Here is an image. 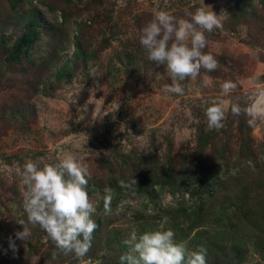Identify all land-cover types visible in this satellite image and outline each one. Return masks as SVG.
Wrapping results in <instances>:
<instances>
[{
	"label": "rangeland",
	"instance_id": "374dc122",
	"mask_svg": "<svg viewBox=\"0 0 264 264\" xmlns=\"http://www.w3.org/2000/svg\"><path fill=\"white\" fill-rule=\"evenodd\" d=\"M204 5L222 24L212 32L215 37L206 33L204 49L218 60V71L211 74L202 68L195 79L180 81L183 95L166 92L171 78L164 66L147 59L139 43L140 30L158 11L188 19L186 12ZM23 6L36 7L41 24L50 27L41 31L33 47V57L43 58L38 63H48L50 57L59 65L73 62L78 45L85 58L72 63L69 80L53 85L51 72L45 73L40 66L29 70L27 65L0 63V223L6 236L0 246L4 255L0 264H53L46 255V232L39 226L28 225L32 235L25 244L16 240L19 251L15 257L9 249V237L15 234L9 233L22 231L15 219L26 220L21 182L26 161L42 166L72 154L88 167L89 180L105 184L108 169L102 164L111 162L114 170L120 166V159L113 158L114 146L127 156L132 152L133 156L142 153L160 159L168 153L175 158L188 157L197 131H211L204 110L213 101L223 105L226 112L224 127L212 129V135L215 147L225 146L228 157L218 162L227 166L228 177L221 181L208 205L205 227L189 232L176 209L177 201L189 204V196L171 194L165 187L157 190L155 201L142 194L121 200L112 222L102 231V240L109 241L116 257L122 251L118 250L121 240L133 229L138 234L172 229L175 239L186 241L190 249H194L193 236L203 231L214 239L227 237L236 242L242 264H264V227L261 223L250 226L254 215L264 213V119L250 126L254 157L240 158L236 156L241 142L238 125L250 118L231 113L233 103L242 108L256 103L254 81L264 84V22L246 19L237 23L224 0H24ZM12 11L9 0H0V35L9 45L22 33L20 18L18 24L10 21V29L3 27ZM226 80L237 85L232 93L221 90ZM7 104L26 113L22 121L4 118ZM99 197L95 194L89 198L96 205ZM247 199L250 211L243 218L238 204ZM117 209H121L118 214ZM63 264L101 262L89 258Z\"/></svg>",
	"mask_w": 264,
	"mask_h": 264
},
{
	"label": "clouds",
	"instance_id": "9594fccd",
	"mask_svg": "<svg viewBox=\"0 0 264 264\" xmlns=\"http://www.w3.org/2000/svg\"><path fill=\"white\" fill-rule=\"evenodd\" d=\"M205 5L195 11H188V19L177 18L167 11H158L154 19L140 30L139 43L145 50L147 59L157 66H164L172 83L164 91L183 95L180 81L195 79L203 68L208 72L218 69L219 63L214 55L207 53V34L222 27L221 20ZM256 83V103L241 107L231 105L234 116L246 115L249 125L264 119V84ZM237 85L231 80L221 84L224 94L232 93ZM208 129L219 130L224 127L226 112L223 105L213 101L204 110ZM97 155H99L97 153ZM91 173L87 166L72 154H67L56 163H38L28 160L21 171L24 186L23 211L26 220L15 219L22 226L9 237V249L13 256L18 253L16 240L23 244L31 237L28 225L39 226L63 254H72L83 260L92 246L93 233L97 228L92 218L96 206L90 201L88 182ZM136 182V181H135ZM121 186H125L121 182ZM104 214L113 210V193L105 190ZM121 209H117V214ZM172 229L158 228L137 233L132 230L122 243L127 252L121 256V264H207V250L203 246L190 249L186 241H177ZM8 250H5L7 254Z\"/></svg>",
	"mask_w": 264,
	"mask_h": 264
},
{
	"label": "trees",
	"instance_id": "16d2710c",
	"mask_svg": "<svg viewBox=\"0 0 264 264\" xmlns=\"http://www.w3.org/2000/svg\"><path fill=\"white\" fill-rule=\"evenodd\" d=\"M229 10L232 12V18L237 23L246 19L253 20L262 24L264 22V0H224ZM12 13L6 18V22L3 27L5 30L10 29V21L20 23L17 18L22 20L20 36L9 45L2 35H0V63L7 66L12 65H27V69L34 70L39 66L45 73H50L53 79V83L59 82L62 79H70L72 75V63H76L78 58L84 57L82 54L80 45L76 47V54L73 62H63L59 65V61L55 57L48 58V63L40 64L38 61L43 58L33 57V47L36 45L42 30H47L50 27L41 24L38 17V10L36 7H30L24 9V0H9ZM263 13V16L258 12ZM259 16L257 17V15ZM261 19V20H260ZM211 37L215 35L209 34ZM218 70L209 72L211 74L216 73ZM0 74V80L2 79ZM49 85V86H50ZM43 95H47L42 92ZM4 118L8 120L22 121L26 116V113L19 112L14 105H6L3 110ZM245 118V116H242ZM240 134V148L238 150L237 157L253 158L254 154L250 148V125L243 119L238 125ZM213 130H198L196 135V144L191 154L182 157H173L168 153L164 159L159 157L140 154L133 156L130 152L129 156L116 149V157L120 159V166L117 170L111 166V162H105L102 166L108 169L107 179L105 184H98L89 180L88 182V194L89 197L95 194H100V197L96 203L97 211L93 215V219L97 224V228L93 233L92 246L86 257L83 259H96L101 264H121V256L127 252V247L120 242L118 250H121L119 256H113V247L109 246V241L102 240V231L112 222V216L115 214L117 205L124 198L131 194H142L144 197L149 198L150 201H155L158 197L157 190L162 188H168L171 194L186 193L189 196V204L184 201L176 202V209L181 212L182 217L185 219L188 231L195 230L200 227H205L204 222L207 217V210L210 201H212L214 195L218 192L217 188L221 184V181L228 177L227 166L220 164L218 159H224L228 155L224 152V147H215ZM115 155V154H114ZM136 181V182H135ZM121 182H124L125 186H121ZM109 190L113 193V199L111 202L112 214L105 215L103 202L106 194L105 190ZM157 193V194H156ZM250 199L244 200L238 204V209L243 218L248 217V211L246 206ZM246 208V209H245ZM245 209V211H244ZM252 218V217H249ZM255 220L250 222V226L264 227V213L256 217ZM11 231L9 234H14ZM46 241L48 242V250L46 255L49 259H52L53 264H63L68 260H77L72 254H63L56 249L52 240L48 237L47 233ZM223 236V235H222ZM221 236V237H222ZM6 237V236H5ZM4 228L0 223V246L5 243ZM194 241V249L199 246H203L207 250L206 261L207 264H242L244 262L239 245L230 238H221L220 240L211 237L208 232H198L192 238ZM117 249V248H116ZM101 252V255L98 254ZM108 255H106V253ZM98 256L97 258H95ZM4 255L2 249L0 250V261Z\"/></svg>",
	"mask_w": 264,
	"mask_h": 264
}]
</instances>
